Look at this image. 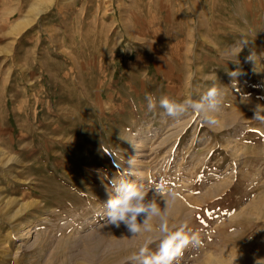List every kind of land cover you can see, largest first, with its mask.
Returning <instances> with one entry per match:
<instances>
[{
	"label": "rangeland",
	"instance_id": "374dc122",
	"mask_svg": "<svg viewBox=\"0 0 264 264\" xmlns=\"http://www.w3.org/2000/svg\"><path fill=\"white\" fill-rule=\"evenodd\" d=\"M212 87L222 102L210 127L185 101ZM162 96L186 111L168 117ZM46 138L63 147L36 149ZM2 152L13 159L0 162V264H143L130 258L182 226L197 239L174 264L264 242V226L242 228L264 223V0H0ZM113 180L158 205L137 217L151 231L108 223Z\"/></svg>",
	"mask_w": 264,
	"mask_h": 264
},
{
	"label": "clouds",
	"instance_id": "9594fccd",
	"mask_svg": "<svg viewBox=\"0 0 264 264\" xmlns=\"http://www.w3.org/2000/svg\"><path fill=\"white\" fill-rule=\"evenodd\" d=\"M235 51V50H234ZM242 51V49L240 50ZM239 52L236 55H239ZM147 100V107L149 111H154L157 108V100L151 95L145 97ZM222 102V93L216 87L208 89L200 98V102L185 101L193 111V114L200 113L203 116V121L206 125L212 127L217 124L214 113H216ZM158 106L163 109V112L170 118H176L178 115L184 113L186 108L184 104L176 103L167 96L159 98ZM135 147V145H134ZM135 161L131 157L128 159L129 168L125 170V174L133 175V167ZM113 186L118 193L116 198L110 199L107 203L109 211L107 216L110 218L108 223L119 227V222L125 221L128 231L132 235L139 234L143 231H151V226L148 225L147 220L144 221L143 227L138 224L137 217L141 214H147L149 217L159 216L160 209L153 201L145 204L146 193L131 183L121 182L116 185L113 180ZM174 203V196L172 199ZM159 230L161 232H168V220L164 219L160 224ZM196 236H189L188 232L182 227L180 230L173 232L167 236L160 244L158 253L154 255H146L148 249L147 245L139 249V255L132 256L130 259H138L144 257L143 264H174L179 257L183 255L184 249L191 243L196 241ZM259 264V261H257Z\"/></svg>",
	"mask_w": 264,
	"mask_h": 264
},
{
	"label": "bare ground",
	"instance_id": "6f19581e",
	"mask_svg": "<svg viewBox=\"0 0 264 264\" xmlns=\"http://www.w3.org/2000/svg\"><path fill=\"white\" fill-rule=\"evenodd\" d=\"M153 24V23H152ZM50 37V36H49ZM21 38V37H20ZM24 38V36H23ZM22 38V39H23ZM145 38V37H144ZM136 39V38H135ZM24 40V39H23ZM143 40V39H142ZM144 42V41H143ZM158 44V43H157ZM32 47V46H31ZM22 48V47H21ZM161 49V47H160ZM24 50V49H23ZM160 52V51H159ZM17 53H18V50H17ZM30 53V52H29ZM70 53V52H69ZM20 54V53H19ZM18 54V55H19ZM24 54V53H23ZM27 54V53H26ZM161 55V54H160ZM30 56V55H28ZM24 57V56H23ZM23 57L21 59H23ZM147 57V56H146ZM156 58V57H155ZM169 58V57H168ZM47 59V58H46ZM95 59V58H94ZM147 59V58H146ZM24 60V59H23ZM29 60V59H28ZM26 61V60H25ZM23 61V62H25ZM164 61V59H163ZM22 62V63H23ZM160 62V61H159ZM46 63H47V60H46ZM45 63V64H46ZM26 64H27V61H26ZM40 65V64H39ZM47 65V64H46ZM76 65V64H75ZM98 65V64H97ZM107 65V64H106ZM141 65V64H140ZM48 66V65H47ZM102 64H99V66L97 67V69H102L103 67H101ZM108 66V65H107ZM31 67V66H30ZM29 67V68H30ZM35 68H37V66H35ZM95 68V67H94ZM37 69H40L39 70V74H40V77H39V80L40 79H43L44 81H47V82H50L51 80H53V74L51 73V70L49 69V67H46L45 65H41L39 68ZM164 69V68H163ZM28 70V69H27ZM84 71V70H83ZM29 72V71H28ZM36 72V69L33 68L32 70V75H34V73ZM159 74V73H158ZM165 75V74H164ZM32 77V76H31ZM34 78V77H33ZM50 80V81H48ZM59 81V80H57ZM56 82V81H55ZM24 83V82H23ZM56 84V83H55ZM98 84V82H97ZM45 86H47V88L45 89L46 92H47V97L50 98L51 96V87L50 85L46 84ZM49 86V87H48ZM54 89H56V87H54ZM54 91V90H53ZM18 92V91H17ZM20 93V92H19ZM53 95V94H52ZM54 99V98H53ZM60 100V99H59ZM36 105H37V108L41 105L42 101L41 99H36ZM111 103V102H110ZM52 104V103H51ZM97 104V103H96ZM249 107V106H248ZM62 110V109H61ZM53 111V108L52 107H48L47 108V113L50 114L52 113ZM61 112V111H60ZM232 112V111H231ZM60 115V114H59ZM37 118L39 120V113L36 112L35 116H34V121L35 123L38 125V126H41L40 123L37 121ZM112 119V118H111ZM37 121V122H36ZM61 129L58 128V131H60ZM57 132V131H56ZM24 133V132H23ZM47 136V135H46ZM53 137H55L53 135ZM59 137V136H58ZM45 138V137H44ZM19 139V138H18ZM18 146L21 145V139H19V141L16 143ZM63 139L61 138H46L44 139V141H42L41 143L37 144L35 146L36 149H43V151H49V150H52L54 147H56L57 145H59L60 147H63ZM15 143L13 142L12 143V147H14ZM56 149V148H55ZM5 150V149H4ZM3 150V151H4ZM21 151V150H20ZM54 152V151H53ZM51 153V152H50ZM2 157L0 158V162H7V161H11L13 158L11 157H8L6 156V153L5 152H2ZM139 154V153H138ZM32 156V155H31ZM52 156V155H51ZM53 157V156H52ZM3 164V163H2ZM32 176V175H30ZM33 177V176H32ZM240 188V187H239ZM234 190H237V189H234ZM264 190V189H263ZM235 192V191H233ZM264 195V194H263ZM175 198V197H174ZM196 198V197H195ZM193 199V197H192ZM199 199V198H198ZM169 200V199H168ZM177 200V199H176ZM188 200H191V199H188ZM182 201V200H180ZM202 202V201H201ZM254 202V201H253ZM257 202V201H256ZM180 203V202H179ZM182 203V202H181ZM194 203V202H193ZM202 204V203H201ZM200 204V205H201ZM178 205V204H177ZM187 205V203H186ZM185 205V206H186ZM250 205V204H249ZM261 205V204H260ZM197 206V205H196ZM209 206V205H208ZM247 206V205H246ZM252 206V205H251ZM259 207V206H258ZM253 208H254V205H253ZM169 209V208H168ZM204 209V208H203ZM208 209V208H207ZM260 209V208H259ZM171 210V209H170ZM202 210V209H201ZM179 211V210H178ZM183 211V209H182ZM189 211V210H188ZM199 211V210H198ZM204 211V210H203ZM259 211V210H258ZM249 213V212H248ZM264 213V211H263ZM179 215V214H178ZM189 215V213H188ZM199 215V214H198ZM176 217V216H175ZM178 217V216H177ZM261 217V216H260ZM260 217L257 216L253 221H250L249 224H244L242 226L243 229L245 230H248V229H251L252 227L253 228H256V227H263L264 226V223H261L260 222ZM183 218V217H182ZM251 218V217H250ZM263 218V217H262ZM148 219V218H147ZM184 219V218H183ZM154 222V221H153ZM190 222V221H189ZM179 223V222H178ZM181 223V222H180ZM159 224V223H158ZM185 224V223H184ZM179 225V224H178ZM186 225V224H185ZM192 225V224H191ZM188 226V225H187ZM183 227V226H182ZM181 227V228H182ZM241 227V226H240ZM179 229V228H178ZM229 229V228H227ZM253 230V229H252ZM176 231V230H174ZM240 231V230H239ZM230 232V231H229ZM233 233V232H232ZM259 233V232H258ZM140 234V233H139ZM239 235V234H238ZM148 236V235H147ZM225 236V235H224ZM247 236V235H246ZM252 236V235H251ZM258 236V235H257ZM256 236V237H257ZM141 237V236H140ZM230 237H233L232 235ZM250 237V236H249ZM262 237V236H261ZM243 238V237H241ZM254 238V237H253ZM252 238V239H253ZM261 239V238H260ZM240 240V239H239ZM262 241V239H261ZM260 240L259 241H256V242H249L245 245H239V243H234L231 248H227L229 250L228 253H226V257L225 258V261L223 263H216V264H257V261H259V264H264V242H261ZM246 242V241H245ZM191 246V245H190ZM215 246V245H214ZM213 244H212V247H214ZM253 246V247H252ZM228 247V246H227ZM253 248V249H252ZM226 249V250H227ZM126 260V259H125ZM212 263V262H211Z\"/></svg>",
	"mask_w": 264,
	"mask_h": 264
}]
</instances>
